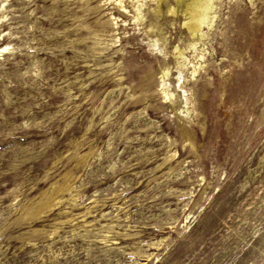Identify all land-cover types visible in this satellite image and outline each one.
Returning <instances> with one entry per match:
<instances>
[{"label": "rangeland", "instance_id": "374dc122", "mask_svg": "<svg viewBox=\"0 0 264 264\" xmlns=\"http://www.w3.org/2000/svg\"><path fill=\"white\" fill-rule=\"evenodd\" d=\"M182 1L0 0V264H264V0Z\"/></svg>", "mask_w": 264, "mask_h": 264}, {"label": "bare ground", "instance_id": "6f19581e", "mask_svg": "<svg viewBox=\"0 0 264 264\" xmlns=\"http://www.w3.org/2000/svg\"><path fill=\"white\" fill-rule=\"evenodd\" d=\"M208 1L206 2V0H190L189 2L183 4V6H184L183 12H184V19H185L184 25H186V28L192 34L197 33L199 31V27L201 26V24L206 20L207 9L209 6L207 4ZM160 3H161V1H160ZM176 3H177V1H176ZM180 7L181 6H179V9H180ZM159 9H161V8H159Z\"/></svg>", "mask_w": 264, "mask_h": 264}]
</instances>
